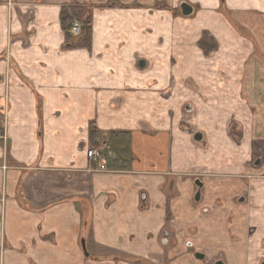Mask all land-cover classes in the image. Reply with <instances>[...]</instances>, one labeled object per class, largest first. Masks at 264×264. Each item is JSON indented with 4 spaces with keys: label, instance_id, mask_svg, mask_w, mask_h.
Here are the masks:
<instances>
[{
    "label": "crops",
    "instance_id": "crops-1",
    "mask_svg": "<svg viewBox=\"0 0 264 264\" xmlns=\"http://www.w3.org/2000/svg\"><path fill=\"white\" fill-rule=\"evenodd\" d=\"M68 5L90 12V47L68 46ZM216 29L224 86L194 89L218 75L199 47ZM0 135V264H130L83 239L152 264H264V0H0Z\"/></svg>",
    "mask_w": 264,
    "mask_h": 264
},
{
    "label": "rangeland",
    "instance_id": "rangeland-1",
    "mask_svg": "<svg viewBox=\"0 0 264 264\" xmlns=\"http://www.w3.org/2000/svg\"><path fill=\"white\" fill-rule=\"evenodd\" d=\"M222 7H223L222 10L224 11V12L223 11L222 12L224 13V15H226L227 18H230L233 21L232 22L233 28L231 29V32L234 35L233 37L239 39L241 34L246 35L247 31L245 28H242V26H241L240 16L239 15L237 17L235 15L233 16L232 13L228 9H226L225 6H222ZM226 10H227V12H226ZM179 13H181V10ZM226 36H227V34L225 35V31L222 29H216V30H210V31L206 30V31L202 32L201 39L199 41L201 56H202V58H205L207 60L208 59L211 60V64H209L210 68H211L212 62L214 61L215 64H214L213 68H215V70H217L219 72L217 73L218 75H216L215 79L214 78L213 79H202L200 86H198L194 89H197V88L202 89V87H204L205 84L207 85V83H211L209 86H216V85H218V86L220 85L221 87L224 86V83H225L224 71H226L225 60H226V56L228 55L227 54L228 48H226V46H225V44L227 42ZM240 49L241 48L239 45L237 48L233 47V54L239 55ZM236 66L239 69V63L233 64V70L236 69ZM214 92H215L214 94H210L211 95L210 99L217 98V101L220 100L222 102V105H223L224 93H225L223 91V89L220 90L218 92V94L216 93V91H214ZM205 98L208 99L207 96H205ZM188 104H191V103H188ZM220 108H222V109L218 111V116H216V117H219V116L223 117L224 107L221 106ZM189 118H192V116L190 115ZM189 124L191 125V126H189L191 133H195L197 131H203V129L201 127H197V126L193 125L192 123H189ZM204 135H205V133H204ZM206 142H208V139H206L205 143ZM206 146H207V144H206ZM259 162H261V159H259L258 163ZM85 227H86V229H88L89 224H86ZM101 253L103 255L94 254L92 252V253H90V256L88 258L90 260H94V261L115 260L118 262L120 261V262L130 263V264H152L151 261L147 260L144 256H140V255H132V254H126V253L109 254L107 252H102V251H101Z\"/></svg>",
    "mask_w": 264,
    "mask_h": 264
},
{
    "label": "trees",
    "instance_id": "trees-1",
    "mask_svg": "<svg viewBox=\"0 0 264 264\" xmlns=\"http://www.w3.org/2000/svg\"><path fill=\"white\" fill-rule=\"evenodd\" d=\"M62 25L66 32L68 46H73V38L79 37L80 40L77 45L90 47L92 42V23L91 14L87 12L85 6L68 5L64 6L61 13ZM75 21H79L82 25V32L80 35L72 34V26ZM92 137L95 135V127L92 126ZM85 224V221H84Z\"/></svg>",
    "mask_w": 264,
    "mask_h": 264
},
{
    "label": "water",
    "instance_id": "water-1",
    "mask_svg": "<svg viewBox=\"0 0 264 264\" xmlns=\"http://www.w3.org/2000/svg\"><path fill=\"white\" fill-rule=\"evenodd\" d=\"M181 9H182V13L185 15V16H189L191 14H193L194 12V8L191 4H189L188 2L184 1L182 4H181ZM141 62H144L143 60ZM195 140L197 141H202L203 140V133L202 132H197L194 136ZM197 184H199L200 186L202 185L200 183V181H197ZM200 197V194L198 193L197 196H196V199H199ZM82 246H83V249H84V252L86 254V256H90V253L87 249V245H86V240L83 239L82 240ZM196 257L197 258H204V254L201 253V252H197L196 253Z\"/></svg>",
    "mask_w": 264,
    "mask_h": 264
},
{
    "label": "built area",
    "instance_id": "built-area-1",
    "mask_svg": "<svg viewBox=\"0 0 264 264\" xmlns=\"http://www.w3.org/2000/svg\"><path fill=\"white\" fill-rule=\"evenodd\" d=\"M72 34L74 35H80L82 32V25L79 21H75L73 26H72V30H71ZM3 135H0V139H3ZM102 144L96 147H92L89 149L88 155L89 158L93 161H96L97 163H102V161H104V151L102 148Z\"/></svg>",
    "mask_w": 264,
    "mask_h": 264
},
{
    "label": "flooded vegetation",
    "instance_id": "flooded-vegetation-1",
    "mask_svg": "<svg viewBox=\"0 0 264 264\" xmlns=\"http://www.w3.org/2000/svg\"><path fill=\"white\" fill-rule=\"evenodd\" d=\"M197 181H200V183H201L202 185L200 186V185L198 184V186H199V188H202V186H203L202 181H201L200 179H198ZM197 181H196V183H197ZM198 193L201 195V191H200V190L197 191L196 196H197ZM195 199H196V197H195ZM199 199H200V197H199ZM199 199H196V200H199ZM215 264H220V262H217V263H215Z\"/></svg>",
    "mask_w": 264,
    "mask_h": 264
}]
</instances>
